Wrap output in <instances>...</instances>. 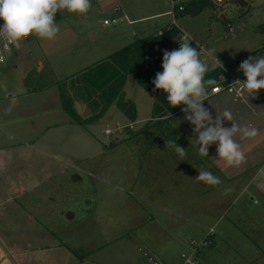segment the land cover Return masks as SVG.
I'll list each match as a JSON object with an SVG mask.
<instances>
[{
	"label": "rangeland",
	"instance_id": "obj_1",
	"mask_svg": "<svg viewBox=\"0 0 264 264\" xmlns=\"http://www.w3.org/2000/svg\"><path fill=\"white\" fill-rule=\"evenodd\" d=\"M116 1L91 0L92 7L86 15L59 11L61 17L56 22L62 24L65 30L60 31L51 41L38 38L46 49H50V46L56 48L51 55L54 60L57 58L56 71L58 67L66 65L61 73H57L58 79L61 80L45 78L40 82L45 85L41 87H50L47 94L56 101L57 98L61 101L59 88L63 80L60 74L73 71L79 66L78 63H81L78 58L88 56L86 48L89 46L76 48V45L87 42L86 34L79 33L78 27L86 25L97 33L126 27L128 18L124 24H103V19L115 15L112 7ZM121 4L131 17H142L166 6L172 15L171 0H122ZM223 18L231 25L230 34ZM2 24L3 20H0V25ZM179 25L203 46L200 48L201 59H205L209 65L215 63L206 56L210 49H215L214 55L217 54L221 61L219 66H229L234 70L253 52H256L253 57L264 54V0H246V4L233 0H215L214 8L206 9L196 17L185 16L179 20ZM75 27L80 38L76 43L72 37L74 32L71 31ZM113 47L114 45H111L107 49ZM58 52L60 55L68 52V55H63L62 58ZM66 60L71 61L69 66ZM84 61L86 60H82V63ZM8 65L9 60L0 68V86L4 90L12 87V93H17L21 71L13 67L8 68ZM7 70V74H3V71ZM64 82L66 83L62 87L69 88L70 92V85L75 81L69 79ZM128 83L123 89V101L136 102L139 105L140 117H149V120H152L149 104L153 103V97L137 82L129 80ZM263 93L264 89H261L257 96ZM119 104L121 105L122 101ZM119 104L116 101L106 114L89 125L65 122L71 121L72 116L58 104V108L46 111V116L39 121H43L44 130L41 132L43 135L33 144L36 149L30 148V143H24L21 137L16 135L20 124L0 127V148L3 149L0 154H56L59 157L54 160V166L43 173L35 168L28 169L26 165H21V161H15L8 166L13 183L16 187L24 186L25 190L17 194L19 207L5 201L10 192L8 195L0 193V233L11 235L22 247L29 249H35L41 244L54 245L56 248V244L61 243L68 262H79L87 255V263L78 264H125L127 258L142 264L144 259H147L145 252H148L143 239L135 240L137 244L134 246L122 236L127 228L138 221L140 226L134 228V231L136 234H146L152 217L160 221L161 225L167 226H171V220H176L174 229H178L176 232L181 230L183 242L172 241L169 245L178 263L184 262L182 254L190 255L194 252L191 241L201 242L209 235L211 228L217 234L219 231L225 238L232 236L233 239L227 238L230 241L227 246L224 244V237H220V243L215 247L216 250L222 249L216 253V258L222 264H237L250 259L254 254L249 247L254 249L258 245L263 249L264 228L254 229L248 224L244 219L242 205L262 210L264 218V194L255 189L239 193L233 190L236 196L233 192H225L224 188H227L230 182L222 174L215 175L221 180V183L215 186L197 182L193 174H183L191 164H184L183 167V160L181 161L174 147L167 142L175 140L186 152L190 145L179 139V136H172L167 123L151 121L148 127L151 136L142 135L136 140L118 142L116 137L120 135L116 132V125L119 118H116V115L125 118L122 123L128 122L132 131H138L146 124H132L133 117L126 115ZM75 108L82 119L91 115L81 103ZM132 109V113L135 112L134 105ZM51 123H58V126L47 127ZM107 128L111 129L109 133H105ZM128 128L124 126L123 133H127ZM7 133L15 137L11 138ZM127 135L130 137L131 131ZM112 141L116 143L110 145ZM187 154L191 156L194 153L189 149ZM51 158H48L50 162ZM170 169L178 171L169 175ZM176 180L179 181L174 182ZM34 185L36 188H33ZM155 188L164 190L168 197L173 194L174 199L167 197L166 204L154 206L148 200V195L150 189L155 191ZM11 194L16 195L13 192ZM141 195L146 197L143 199ZM180 200L182 204H179ZM210 240L213 243L214 234L210 236ZM212 243L201 248L209 249L210 252ZM161 245L164 244L158 242V249L165 247Z\"/></svg>",
	"mask_w": 264,
	"mask_h": 264
},
{
	"label": "crops",
	"instance_id": "obj_2",
	"mask_svg": "<svg viewBox=\"0 0 264 264\" xmlns=\"http://www.w3.org/2000/svg\"><path fill=\"white\" fill-rule=\"evenodd\" d=\"M183 1V0H182ZM234 1V0H233ZM122 3V0L119 1ZM230 2V1H228ZM115 5V4H114ZM114 7V6H113ZM112 7V10H113ZM126 17L129 20L127 22L126 27H122L118 30H110V31H101L103 33H97L96 30L90 28L89 26L82 25L78 27L79 33L84 32L86 35L87 42L84 44L76 45V48H80V46H84L86 51L88 52L87 55H91L89 58L81 56L78 58L79 66H77L73 71L69 72L68 74L61 75L60 77L62 80L68 79L69 77L73 76L80 70L87 68L88 66L98 62L100 60L106 59L110 54L114 53L115 51L119 50L122 47H125L132 42H134L138 38H142L145 36H150L155 32H161L163 28H165L170 23H174L183 34L187 33L180 25L179 20L183 17L176 18L173 15H170L168 7H163L162 9L154 10L152 13L142 16V17H131L129 12H126ZM188 16V15H186ZM198 16V15H197ZM61 17L60 12L56 14V20ZM196 17V16H194ZM104 20V19H103ZM146 21V22H145ZM126 21L122 22L124 24ZM143 22H145L143 24ZM58 23V22H57ZM60 31L65 30L64 26L60 23ZM103 25V24H102ZM229 29H227L228 34L232 32L231 25L228 23ZM74 34L72 37L74 42H79V33L77 28L71 29ZM75 32L77 34H75ZM189 35V33H187ZM190 36V35H189ZM191 37V36H190ZM192 38V37H191ZM192 42L196 43L203 48L201 44H198L196 40L192 38ZM114 45L113 48L107 49L109 46ZM45 45L38 41V38L35 36L30 35L27 39H24L18 42L17 45H14L12 52L9 54L7 61L9 60L8 68L13 67L21 71L20 78H18L19 88L17 93H12V87H8L7 90L0 86V127L1 126H9L11 124H20V128H18L16 135L21 137V141L30 143V148L36 149V146L33 145L41 135V132L44 130V124L39 122L40 119L45 115V112H50L52 108L61 106L63 108L62 96L61 101L57 98V101L50 95L47 94V91L50 90L49 88H44L41 86H45L44 84H40L41 79H53V80H61L58 79L57 73H61L63 69H65L66 65L58 67L57 71L55 68V63L57 62V58H52V52L56 50V48L50 46V49H44ZM78 49H75V51ZM72 53V52H71ZM57 54V53H56ZM59 54V52H58ZM60 55V54H59ZM63 55H68L67 53H63ZM63 55L60 57L64 58ZM82 60L84 63H82ZM88 60V61H87ZM67 66H69L71 61H67ZM22 66V67H21ZM63 67V68H62ZM239 69V68H238ZM7 71H3V74H7ZM245 76L243 77L244 81ZM129 80H135L132 77H127L124 88L127 84H129ZM55 82V81H54ZM60 82V81H59ZM51 86V85H50ZM123 88V89H124ZM60 90V88H59ZM73 95V106L76 111V105L81 103L87 107V109L91 112L89 106L80 99L79 96L76 97L75 92L71 93ZM58 97V96H57ZM51 103V105H50ZM59 104V105H58ZM114 104V103H113ZM135 107L134 112V119L132 124L137 125L143 123L144 128L141 127L138 131H132L131 127L127 124H123V120L125 118L120 117L121 115H116V118H119L117 125H116V132H119L118 137L116 140H136L142 135L151 136V130L148 129L149 123L154 121V123H167L169 127V132L171 135L179 136L182 141L187 142L190 146L188 147V151L186 152V156L183 158V167L184 164H191L190 166L186 167V172L183 174L187 175H195L196 177L199 175L200 169H206L212 172L214 175L222 174L224 177L228 179L230 182L227 188H224V191L233 192L238 191L242 192L247 189H255L260 191L264 194V93L261 96L247 97L240 102H235L232 99L231 94L228 92H221L219 94H212L209 92V96L207 101H204V106L209 109L213 119H215L216 115H221L224 110H229L232 112L234 120L238 122V124L243 126H252L258 129V135L255 138H248V139H241L240 134H237L235 139L238 143L241 144L242 151L245 152L246 161L239 167H228L225 162L218 158V154L216 152V144H213L209 147L208 150V157L201 156L198 151V144L196 143V134L193 132L194 126L190 124L187 120L184 119V113L182 111L174 114L169 120H165V118H160L159 120L152 118V108L154 104H149V112L151 114V119L149 117L141 118L139 113V105L136 102H133ZM112 106V105H111ZM58 108V107H57ZM109 109V108H108ZM65 110V109H64ZM66 111V110H65ZM108 111V110H107ZM106 111V112H107ZM47 112V113H48ZM67 112V111H66ZM117 110H115V114ZM68 113V112H67ZM77 113V111H76ZM78 114V113H77ZM106 114V113H105ZM79 115V114H78ZM80 116V115H79ZM82 118V117H81ZM101 118V117H100ZM86 119V118H83ZM69 124H80L76 122L73 117L71 121H65ZM48 125V124H47ZM89 125V123L87 124ZM58 126V123H51L47 127ZM129 127V130H126L127 133L131 131V136L127 135L124 131L123 127ZM224 127H231V122L223 121ZM111 129L107 128L105 133H109ZM46 132V131H44ZM43 132V133H44ZM126 133V134H125ZM11 138L15 137L13 134H8ZM13 135V136H12ZM176 136V137H177ZM179 141V140H178ZM22 144V142H21ZM189 149L192 153L191 156L187 154ZM2 148H0V153L2 152ZM0 154V193H4V195H8L9 197L5 201L10 203L11 205H15L19 207L20 205L17 202V194L25 190L24 186L19 185L16 187V184L13 183L9 173H8V166L15 161H21V165H26L28 169H37L39 172L43 173L45 171L50 170L54 166V160H57L56 154L49 155V154ZM52 156V158H51ZM48 158L52 160L50 162ZM187 159V160H186ZM185 160V161H184ZM65 163V160H64ZM192 170H191V169ZM194 168V170H193ZM154 173L153 170H151ZM178 170L170 169L168 170L169 175H173ZM190 172V173H189ZM193 172V173H192ZM167 174V173H166ZM169 180H171L169 178ZM176 180L174 182H177ZM197 182H200L196 179ZM172 182V181H171ZM183 181H180V183ZM202 182V181H201ZM178 185V184H176ZM15 186V188H13ZM33 188H36L34 185ZM32 189V187L30 188ZM19 191V192H18ZM16 193L13 195L11 193ZM236 192L235 196H236ZM148 200L154 206H163L165 203V198L167 199V194L164 190L155 188V191H149ZM146 196H142L141 198L144 199ZM163 198V200H162ZM173 198V194L168 197ZM180 198V197H179ZM255 203V202H254ZM178 204V203H176ZM182 204L181 200L180 203ZM178 204V205H179ZM257 204V203H255ZM263 204V203H262ZM37 206V204L35 205ZM165 206V205H164ZM264 206V205H262ZM244 209V219L248 221V224L252 226V228H264V218H263V211L262 210H254L250 209L249 207L243 206ZM248 208L250 211H248ZM22 211V210H21ZM23 212V211H22ZM247 212V213H246ZM183 220V217L180 216ZM175 219L171 220V226L161 225L160 221L156 220L155 217L150 219V226L149 230L146 231V234H136L134 228H138L140 226V221L135 223V225L127 228L125 231V235L123 234L122 237L125 238V241H130L131 245L137 244L135 240L143 239V244L148 250L149 253L157 256L160 260L168 264H182L178 263L175 260L172 254V248L170 243L172 241H182L183 242V233L181 230L176 232L177 230L174 229ZM173 222V223H172ZM156 223V224H155ZM157 225V226H155ZM234 228V227H233ZM183 231V230H182ZM218 234L214 232V240L213 245L209 249L206 248H199L196 252V258L194 259L196 264H222L220 260L216 258V253L221 251L222 249L216 250L220 243V237L223 239L224 237V244L229 246V240H233L232 236L226 237L222 234ZM141 235V237H140ZM232 235V234H231ZM244 235H246L244 233ZM246 237V236H245ZM123 238V239H124ZM150 241H146L145 239ZM229 238V240H227ZM248 238V237H247ZM165 240V241H164ZM167 240H170L169 242ZM139 242V241H138ZM158 242H161L165 246L163 249H158L157 245ZM226 242V243H225ZM64 244V243H63ZM57 246V247H56ZM56 248L54 245H44L37 246L35 249H29L22 247L19 244L16 238L12 237L11 235L1 234L0 233V264H78V263H87V255L81 258L79 262L77 261H67V255L62 250V244L57 243ZM135 246V245H134ZM225 249V248H224ZM251 252L254 254L250 259H246L241 261V263L237 264H264V248L261 249L258 245L253 249L249 247ZM140 250V248H139ZM144 256V255H143ZM242 256V255H241ZM132 259V258H131ZM145 261L142 264H150L148 260L145 258ZM125 264H140L135 260L126 259ZM232 264V263H231Z\"/></svg>",
	"mask_w": 264,
	"mask_h": 264
},
{
	"label": "clouds",
	"instance_id": "obj_3",
	"mask_svg": "<svg viewBox=\"0 0 264 264\" xmlns=\"http://www.w3.org/2000/svg\"><path fill=\"white\" fill-rule=\"evenodd\" d=\"M91 0H0V40L4 41L3 51L9 52L10 46L26 39L30 35L41 40H54L60 32V25L56 22V14L66 10L76 15H86L90 8ZM192 38L183 34L179 47L172 51H163L162 72H157L152 80L155 90H163L171 107L184 105L181 111L184 119L194 126L196 143L201 156L208 157L209 147L216 144L218 158L223 160L228 167H239L246 161L245 152L235 137L240 134L241 139L255 138L258 129L252 126L241 127L234 120L229 110H224L215 119L208 108L204 106L207 101L209 89L219 93L222 89L217 85V80L207 78L209 71H214L220 60L215 49L207 51L206 56L215 63L209 65L201 59V53L191 44ZM6 56L0 53V63ZM223 67V65H222ZM246 80H237L240 91L247 97L255 98L259 90L264 89V56H250L239 65ZM223 121L231 122V127H224ZM168 145L174 147L181 158L186 156L185 148L178 146L175 140H169ZM197 180L207 185L215 186L221 183L219 177L204 169L199 170Z\"/></svg>",
	"mask_w": 264,
	"mask_h": 264
},
{
	"label": "trees",
	"instance_id": "obj_4",
	"mask_svg": "<svg viewBox=\"0 0 264 264\" xmlns=\"http://www.w3.org/2000/svg\"><path fill=\"white\" fill-rule=\"evenodd\" d=\"M180 1L184 6L182 11L176 10L175 17L180 18L186 15L197 16L206 9L215 7L213 0H174ZM240 4H246V0H234ZM226 29L229 25L226 19L223 18ZM264 32V28H263ZM183 33L174 24L170 23L161 32L157 31L150 36H145L136 39L131 44L120 48L110 54L106 59L95 62L87 68L80 70L68 79H64L60 91L62 96L63 108L80 123L86 124L98 120L102 117L108 108L115 103L120 105L121 109L129 115L132 120V102L123 101V88L127 77H132L145 91H147L154 99L152 108V118L159 120L165 118L169 120L174 114L181 111L184 105L171 107L166 99L167 94L163 90H155L152 80L157 72H162L163 51H172L179 47V41ZM193 47H196L201 52L200 46L191 41ZM256 52H253V56ZM244 61V60H242ZM241 61V62H242ZM223 69L217 66L214 71H209L207 78H214L219 82V76ZM75 81L70 85V92L76 94L90 108L91 115L82 119L75 111L73 106V95L65 85L66 80ZM69 87V86H68ZM211 89H209V92ZM130 105V107L128 106ZM128 106V108H127ZM116 143L112 141L110 145Z\"/></svg>",
	"mask_w": 264,
	"mask_h": 264
},
{
	"label": "built area",
	"instance_id": "obj_5",
	"mask_svg": "<svg viewBox=\"0 0 264 264\" xmlns=\"http://www.w3.org/2000/svg\"><path fill=\"white\" fill-rule=\"evenodd\" d=\"M184 1V0H183ZM215 2V0H213ZM221 1V0H218ZM172 4V15L175 16L176 10L182 11L184 9V6L180 3V1H174L171 0ZM113 11L115 15L109 18H105L103 20L104 25H110V24H120L124 22L127 17L125 14V10L122 6V4L119 2V0L116 1ZM56 19V17H55ZM28 38V37H27ZM26 38V39H27ZM4 41L0 40V53H3L6 56V60L3 63H0V68L3 66V64L7 61L9 54L12 52L14 45L10 46L9 52L3 51ZM264 56V54H263ZM223 71L221 75L219 76V82H217L218 87H220L222 90L219 92H228L231 94L233 101L240 102L245 99L246 94L240 91V85L235 84L234 82L237 80L243 81L244 74L242 71H238V69H233L229 66H223ZM211 92V91H210ZM212 94H219V93H213ZM214 229H210L209 235H207L201 242L197 243L195 240L191 241V244L194 247V252L190 255L182 254V258L184 259L183 264H196L194 261V254L195 252L201 248L202 246H208L212 243V240H210V236H213ZM145 255L147 257V260L150 264H168L160 260L157 256L145 252Z\"/></svg>",
	"mask_w": 264,
	"mask_h": 264
}]
</instances>
